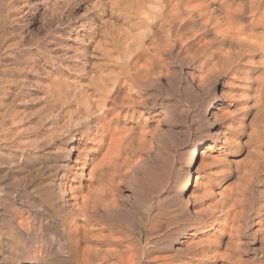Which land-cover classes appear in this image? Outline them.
I'll return each instance as SVG.
<instances>
[{
  "label": "rangeland",
  "instance_id": "rangeland-1",
  "mask_svg": "<svg viewBox=\"0 0 264 264\" xmlns=\"http://www.w3.org/2000/svg\"><path fill=\"white\" fill-rule=\"evenodd\" d=\"M145 2L0 0V238L8 237L4 231L9 227L17 229L13 222L19 212L32 214L36 232L28 240L16 241L28 250L19 254L21 258L40 250L46 264H73L61 238L62 214L51 209L49 200L57 199L59 187L66 189L70 184L77 171L75 162L89 144L88 132L82 140L71 142L57 131L52 94L59 87L62 94L75 99L91 88L89 75L100 68L105 72L117 69L110 59L120 63L134 56L137 40L153 18L145 14ZM177 51L169 59L170 73L143 93L145 103L137 107V130L145 127L146 139L154 137V151L141 155L146 161L133 172L134 182L130 176L123 181L117 194L122 210L108 220L135 249L151 248V254L165 252L169 245H183V236H171L167 228L151 235L147 229L169 205L186 207L182 220L192 222L191 214L200 209L203 177L226 153L224 140L239 97L227 68L219 66L203 79L195 62H179L193 49ZM253 109V125L238 129L237 147L227 154L230 160L248 157L257 146L255 132L262 109ZM124 128L121 123L120 134ZM196 138L205 144L191 166L192 180L185 199H171L174 193L166 197L164 189H174L183 178L188 164L185 152ZM119 141L117 149L122 155L124 143ZM251 181L243 193L245 208L255 207L264 192V159ZM231 182L235 181L225 185ZM249 229L254 234L257 225ZM198 236L195 233L191 241L198 242ZM242 241L250 245L252 235ZM255 247H259L257 242Z\"/></svg>",
  "mask_w": 264,
  "mask_h": 264
},
{
  "label": "bare ground",
  "instance_id": "bare-ground-1",
  "mask_svg": "<svg viewBox=\"0 0 264 264\" xmlns=\"http://www.w3.org/2000/svg\"><path fill=\"white\" fill-rule=\"evenodd\" d=\"M144 12L153 18L137 40L134 56L120 63L110 59L117 69L100 68L89 75L91 88L75 99L62 94L59 87L52 94L57 131L71 142L82 140L87 131L89 143L75 162L77 171L70 184L66 189L59 187L57 199L49 200L51 209L62 214L66 255L73 264H264V192L255 207L242 206L247 182L256 177L264 159V0H146ZM190 49L193 52L179 62H195L201 78L219 66L227 68L239 97L224 140L226 153L203 177L200 209L191 214L192 222L182 220L186 207L169 205L147 229L151 235L167 228L171 236H183V245H169V250L151 254V248L135 249L108 220L122 210L117 194L123 181L130 176L134 182L133 172L146 161L141 155L154 151V137L146 139L145 127L137 130L143 93L170 73L174 50L187 53ZM254 107L262 109L255 132L257 146L248 157L230 160L227 154L237 147L238 129L253 125ZM121 123L124 134L119 131ZM116 140L124 143L122 155ZM204 144L201 138L191 142L183 178L174 189H164L166 197L174 193L171 199L183 200L191 185V166ZM72 151L73 146L69 157ZM212 170L216 171L209 174ZM229 180L235 182L225 185ZM13 224L17 229L4 231L11 240L0 238V264H46L40 250L28 252L25 258L19 255L28 250L16 241L28 240L37 230L33 215L19 212ZM253 224L257 229L251 234ZM195 233H199L198 242L193 243ZM249 235L250 245L242 241Z\"/></svg>",
  "mask_w": 264,
  "mask_h": 264
}]
</instances>
